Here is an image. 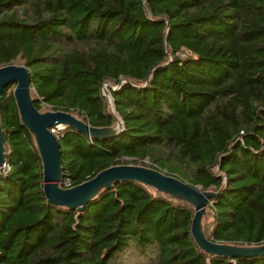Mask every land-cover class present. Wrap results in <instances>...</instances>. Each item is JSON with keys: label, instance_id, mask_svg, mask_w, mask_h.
Instances as JSON below:
<instances>
[{"label": "trees", "instance_id": "obj_1", "mask_svg": "<svg viewBox=\"0 0 264 264\" xmlns=\"http://www.w3.org/2000/svg\"><path fill=\"white\" fill-rule=\"evenodd\" d=\"M14 63L38 110L93 127L115 124L102 87L119 85L108 90L121 132L57 130L60 186L112 165L150 167L218 192L208 240L264 243V0H0V67ZM14 86L0 105V264H264L209 256L191 233L193 207L136 181L81 211L48 202Z\"/></svg>", "mask_w": 264, "mask_h": 264}, {"label": "water", "instance_id": "obj_2", "mask_svg": "<svg viewBox=\"0 0 264 264\" xmlns=\"http://www.w3.org/2000/svg\"><path fill=\"white\" fill-rule=\"evenodd\" d=\"M30 73L25 65L7 64L0 67V105L3 89L15 84L13 97L22 125L33 136L42 162V189L48 202L55 206L81 211L89 201L105 189H113L119 181H136L167 196L181 199L193 207L191 233L197 245L209 256L221 255L229 261L240 257L264 256V243L258 245H233L208 240L204 235L203 219L207 215V202L218 192L200 190L180 178L160 170L134 164H118L102 169L88 180L70 186H60L62 179L60 146L51 128L70 126L95 139L114 136L123 130V123L115 111L108 90L104 95L109 104L115 124L93 127L70 112L61 110H38L30 92ZM119 85L114 87L116 89ZM103 89V87H102ZM4 134L0 125V166L5 160Z\"/></svg>", "mask_w": 264, "mask_h": 264}, {"label": "rangeland", "instance_id": "obj_3", "mask_svg": "<svg viewBox=\"0 0 264 264\" xmlns=\"http://www.w3.org/2000/svg\"><path fill=\"white\" fill-rule=\"evenodd\" d=\"M16 64H21V63H16ZM122 81H124V80H122ZM117 85H112V84H110L109 82H106V83H104V85H103V89H102V93L104 94V95H108V87H112V88H114V87H116ZM107 100V99H106ZM107 104H108V101H107ZM42 106H43V108H42V110L41 111H45V110H51V109H49V108H47L45 105H43V103H42ZM108 109H109V104H108ZM110 111V110H109ZM63 129V128H62ZM61 130V129H60ZM199 188V187H198ZM209 221V217H208V209H207V215H205V217H204V219H203V222H204V225L206 224V222H208Z\"/></svg>", "mask_w": 264, "mask_h": 264}, {"label": "built area", "instance_id": "obj_4", "mask_svg": "<svg viewBox=\"0 0 264 264\" xmlns=\"http://www.w3.org/2000/svg\"><path fill=\"white\" fill-rule=\"evenodd\" d=\"M57 130H60V128L54 127V128H51V129H50V131H51L52 133H54V134H56ZM7 168H8V164H7V161H6V158H5L3 164L0 166V174H1V173H5V171L7 170ZM69 183H70V182H69V179H68V178L65 179V184H66V185H69Z\"/></svg>", "mask_w": 264, "mask_h": 264}]
</instances>
